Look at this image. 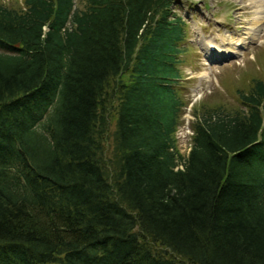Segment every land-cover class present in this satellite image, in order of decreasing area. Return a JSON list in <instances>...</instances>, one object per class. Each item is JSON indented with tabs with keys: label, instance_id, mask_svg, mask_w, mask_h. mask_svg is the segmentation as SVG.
<instances>
[{
	"label": "trees",
	"instance_id": "1",
	"mask_svg": "<svg viewBox=\"0 0 264 264\" xmlns=\"http://www.w3.org/2000/svg\"><path fill=\"white\" fill-rule=\"evenodd\" d=\"M82 2L0 1V264H264V79L182 157L173 0Z\"/></svg>",
	"mask_w": 264,
	"mask_h": 264
},
{
	"label": "rangeland",
	"instance_id": "2",
	"mask_svg": "<svg viewBox=\"0 0 264 264\" xmlns=\"http://www.w3.org/2000/svg\"><path fill=\"white\" fill-rule=\"evenodd\" d=\"M0 1L15 6L21 2ZM75 2L80 8L84 5L82 0ZM258 4L264 18V0L256 3L254 0H173L174 11L183 18L188 30V53L180 66L186 87L184 98L190 101L177 129V145L182 155L190 149V126L195 121L193 109L196 113L216 107L242 111L238 91H248L253 79H264V27H252L253 5ZM240 38L245 40L241 45ZM209 42L223 45L226 54L206 55L205 46Z\"/></svg>",
	"mask_w": 264,
	"mask_h": 264
},
{
	"label": "bare ground",
	"instance_id": "3",
	"mask_svg": "<svg viewBox=\"0 0 264 264\" xmlns=\"http://www.w3.org/2000/svg\"><path fill=\"white\" fill-rule=\"evenodd\" d=\"M242 1V0H241ZM254 2L256 3V0H254ZM260 2V1H259ZM253 4V3H252ZM253 7H255L254 8V11H253V15L255 16L254 17V22H253V24H252V27H255V28H258V27H264V18L263 17H261V15L263 14V11L261 10V5H259L258 4V6H256V5H253ZM244 8V7H243ZM242 8V9H243ZM245 9V8H244ZM244 13V12H243ZM242 15V14H241ZM252 29H250V31H251ZM249 31V32H250ZM241 40H242V42L244 41L245 42V40L243 39V38H241V39H239V41H240V43H241Z\"/></svg>",
	"mask_w": 264,
	"mask_h": 264
}]
</instances>
